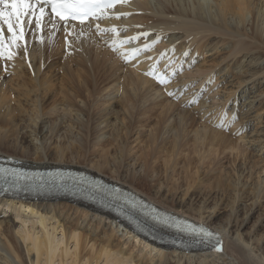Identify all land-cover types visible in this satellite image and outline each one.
Masks as SVG:
<instances>
[{
	"label": "bare ground",
	"instance_id": "6f19581e",
	"mask_svg": "<svg viewBox=\"0 0 264 264\" xmlns=\"http://www.w3.org/2000/svg\"><path fill=\"white\" fill-rule=\"evenodd\" d=\"M105 11L106 18L90 20L85 24L70 23L65 27L60 23L54 27L53 23L46 20L39 30L33 25L25 32L24 39L18 42L20 46L10 47L13 58H0V154L12 158L19 167L38 170L63 169L70 181L81 182L101 193L91 196L98 201L96 206L83 201L60 199L57 196L49 199H28L24 202L22 195L15 191V188H8L7 185L0 187V206L6 209L3 213H7L8 209L13 211L10 216L7 213L10 217L8 224L1 220L5 214H0V264H28L26 257L30 259L29 264H55V261L57 264H64L67 259L76 264L77 256L78 264H150L153 255L157 264H264V239L246 238L232 224L237 220L240 211L245 215L244 219H241L242 224L246 223L255 211L253 209L264 203V177L261 179L260 176L264 162L258 156L264 147V136L258 138V135L253 139V142H260V145L256 144V153L247 154L246 149L241 148L244 135L234 139L229 129L231 126L236 127V124L232 123L233 117H240L242 130L249 125L247 112L242 113L241 107L248 110L253 107L254 111L260 109L261 107L257 108L253 103L257 101L261 104L264 86L261 90L263 94L246 95L247 99L241 101L239 109L236 107V98L227 105L222 104L227 96L222 100L212 99L210 106L217 105V111L211 119L219 120V129L209 124L207 119L202 121V116L194 115L192 107L189 109L187 103L185 104L188 100L197 101L196 97L190 98L193 94L185 91V82L192 79L195 73H198L197 77L203 74L204 79L200 82L206 79L214 84L213 75L224 76L225 73L231 72L234 89L242 88L241 93L244 94L250 92L253 86L264 82L262 77L258 82L255 79L259 72L264 76V51L258 50L262 46L264 49V0L258 6L254 0H131ZM113 28L118 30L113 32ZM130 29L142 32L133 36L128 34ZM143 33L149 35L144 36ZM7 36L5 28V37ZM137 36L140 38L132 39ZM245 36L248 37L247 40ZM154 42H159L157 48H166L160 55L153 53ZM146 45V50L137 51L145 49ZM63 46L66 53L62 50ZM114 48V52L110 51ZM223 49L227 51L220 54L219 51ZM243 51L245 52L242 53ZM197 53L201 57L199 61L202 62L197 65L195 73L187 69L188 72L179 75L178 82L175 79L172 82L168 80L165 74H172L175 63L180 66L182 72L186 69L185 65H181L182 59L190 57L196 60ZM207 53L211 56L216 54L210 60L212 65L208 67L204 63ZM118 56H121L124 62L133 61L124 64ZM230 56L232 59L222 68H216ZM26 66L31 67V72L25 71ZM7 72L20 75V78H17L21 88L19 96L24 101L19 103L18 109L27 118H20L16 122L12 107L10 104L6 105L12 99L13 93L12 88L6 86L4 77ZM235 72L239 74L234 75ZM157 74L167 83H160V79L156 78ZM243 76L245 78H242ZM181 83H184V86L177 87ZM216 93H212L210 97L214 98ZM175 97L177 101H173ZM199 102H202L201 99ZM218 103L221 105L218 106ZM200 106L205 107L204 103H200L198 107ZM241 113H245L244 119ZM259 113L255 115L258 116ZM42 116H45L47 121L41 120ZM57 119L59 122H56ZM22 122L23 126L20 124ZM46 122L50 123L46 127L49 138H59L63 135L68 143L55 144L53 152L48 151L50 147H47L44 153L47 159L43 158L42 151H39L33 161L42 164L35 165L33 161H28L32 157L28 146L25 147L24 143H21L23 135L19 143L15 140L9 142L3 132L11 126H15V130L17 127L19 130L31 127L29 133L38 137L41 136ZM226 127L229 130L223 131ZM144 131L146 134L141 149L148 151L142 155V173L127 176L121 168V161L126 159L123 158L125 150H131L127 145L128 139L134 132L143 137ZM19 133L17 132V135ZM111 148L119 150L120 153H114L119 159L114 168L108 167L109 160L106 157L93 159L90 155L85 156L86 150ZM187 149L195 152L199 158L197 164L201 166L197 165L194 169L195 173L199 174L207 171L211 175L216 173L221 166L220 156L233 153L235 159L240 157L242 160L235 170L237 177H230L231 172L225 174V181L228 177L230 179L224 187V179L217 177L212 185L216 184L214 188L221 191L220 195L216 197L215 194L211 198L206 190L205 196L200 200H195L192 195L196 188L206 184L205 174L204 177L200 176L198 184L186 197V192L191 187L189 184L179 196H174V193L167 194L166 191L169 190H161L160 185L156 187L155 183L162 185L164 182V178L161 179L162 170H157L154 161L159 153L166 150L165 154L158 158L163 157L162 169L163 173H166L179 162L183 150ZM68 150H71L70 156L67 155ZM83 150L84 154L81 153ZM66 159L88 167V171L101 173L110 181L104 178L102 180L84 169L83 172L98 179L75 177L76 171L80 170L61 165ZM182 162L183 167L190 166L188 158ZM206 162H210V166L203 172L202 165ZM136 163L137 160L132 162V165ZM154 172L155 175L148 181L147 177ZM157 172L161 174L158 175ZM18 174L23 178L46 177L42 172L20 171ZM254 176H257V179L251 182L253 189L248 193L246 188L243 189L246 180L243 183L241 181L245 177L252 180ZM101 180L105 183H101ZM5 182L7 177L0 179V183ZM122 186L131 189V193L134 191L136 196L143 197L147 204H154L161 210L175 215L174 220L187 224H202L210 231H218L222 236V251L202 250L206 244H198L190 232L181 237L182 241L187 240V236L190 237L187 243L182 242L181 245L186 244L184 248L169 246V250L137 239L136 241L149 251L146 253L143 249L144 252L134 259L120 246L121 241L114 242L113 234L105 232V223L101 220L106 219L108 223L116 221L125 227L121 220H117L115 213L102 210L105 205H116L112 197L106 198L105 195H115L117 188ZM208 187L213 189L211 185ZM226 206L230 211L229 216L224 221H217L221 208ZM59 207L70 210L78 219L86 217L88 213L98 215L100 218L96 221L98 220V227L104 231L103 236L89 237L88 231L83 230L78 221L71 223L65 219L61 220L57 212ZM28 218L33 220H26ZM258 224L264 225V217L258 220ZM116 225L114 224L115 227ZM88 228L95 229L96 225L88 223L85 229ZM128 230L132 231L130 228ZM57 233H60L59 238ZM261 240L263 244H260ZM72 245L74 246L70 250ZM82 249L84 252L81 254ZM143 253L146 257L144 261L139 259Z\"/></svg>",
	"mask_w": 264,
	"mask_h": 264
},
{
	"label": "rangeland",
	"instance_id": "374dc122",
	"mask_svg": "<svg viewBox=\"0 0 264 264\" xmlns=\"http://www.w3.org/2000/svg\"><path fill=\"white\" fill-rule=\"evenodd\" d=\"M262 1L263 0H254V2L257 4V6L261 5ZM115 29L118 30V28H115ZM131 30H132V32H131ZM141 32L142 31H136V30L130 29V32H128V34L136 36V35H140ZM99 34H101V33H99ZM102 34L106 35V33H103V32H102ZM102 39H104V38H102ZM247 39H248V37H246L245 40H247ZM158 43L156 42L155 44H153L154 47H153L152 50H153L154 54L160 55L162 53V51H164L166 48H164V49L162 48V50L157 48L156 45H158ZM252 47L253 46H251V48ZM62 50L64 51V53H66L65 52L66 49H64V46H63ZM115 50H116V48H115ZM115 50L110 49V51H112V52H114ZM255 50H257V49H255ZM258 50H260V52L264 51L263 46L259 47ZM224 51H227V50L223 49V50L219 51V53L223 54ZM244 52L245 51H243L242 53H244ZM209 53H210V51H209ZM198 55L199 54L197 53L196 54V60L192 59L190 57H187V58L185 57L186 59L185 58L182 59L181 65H185L186 66V69H183L182 72H181L180 66L176 65V63H175V65H174V67L172 69L173 72H172V74L170 73L171 76L168 75V74H165V76H168V80L171 81V82H172V80L173 81L176 80V82H178L179 81V75L182 74L183 72L186 73V71L188 72V70H189V72L195 73L196 72L195 69H196L197 65L202 62V61H199L201 59V57H199L200 55L199 56ZM215 55L211 56L208 53L206 54V60L204 62L207 65L206 67H208L209 65H212L210 63L211 62L210 60ZM118 57L121 60V56H118ZM231 57L232 56H230V58L229 57L226 58L216 68L217 69L218 68H222V66H224L227 61H230V59H232ZM177 60H179V59H177ZM132 61L124 62L123 60H121V62H123L124 64L130 63ZM258 65H260V64H258ZM262 66L263 65L261 64L260 67H262ZM29 68H31V67L26 66L25 67V71L31 72V69H29ZM217 69H214V70L216 71ZM243 69H244V64H243ZM60 72H62V71H60ZM173 73H174V75H173ZM236 74H239V72H235L234 73V75H236ZM17 75H18V77H17ZM202 75H199V77H197L198 73L197 74L195 73L194 76L192 77V79H190L187 82H185V86L187 85L186 88H185V91L187 90L188 92L193 94V95H191L190 98H192V97H196L197 98L196 102L188 100L187 102H185V104L187 103L186 106L189 109H190V107H192L191 109H193L192 112H193L194 115L202 116V117H200V119L202 121L207 119V122L209 124H211L214 128H218L219 129V123H218L219 120L218 121H214V119H211V116H214L213 114L216 113V111H217V109H216L217 105L215 107L210 106L212 104L211 102L213 100H217V99L218 100H222L223 98H225V96H227V99L223 100L224 102H222V104L226 103V105H227V103H232L233 99L236 98V100H238L236 102V107L239 109V107H241V105H240V103H242L241 101L247 99L248 95L263 94L261 92V90H262V88L264 86V82L253 86V89L250 92H248L247 94L246 93L244 94V93H241L242 88L234 89V86L232 85V78L233 77L230 76L231 72L225 73L224 76H222L220 74L217 75V76L213 75L214 78H215V80H213V81H215L214 84H213L212 81L211 82H207L206 79L203 82H200V81H202L204 79L202 77ZM23 77H25V76H23ZM171 77H172V79H171ZM261 77L264 79V76L262 75V73L259 72L255 76V79H257L256 82H258L259 78H261ZM4 78H6V86L12 88V90H13V93H11L12 99L9 100L6 105L10 104V107H12V110H13L12 114H13V117H14V121L16 122L20 118H27L26 115L24 113H21L20 110L18 109L19 103L24 101V99L19 96L20 90H21V88L18 85L19 81L17 80V78H20L19 73L7 72L5 74ZM4 78H3V80H4ZM242 78H245V76H243ZM233 82H234V80H233ZM188 83H190V84H188ZM199 83H202V85H198ZM182 84H184V83L178 84L177 87L179 85H180V87L184 86ZM197 85H198V87H197ZM250 86L251 85H249V87ZM247 91H249V89ZM215 92H217L216 95L214 96V98H211L210 95L212 93H215ZM18 98H21V100H19ZM175 98H173V101L174 100L177 101V98L176 99ZM249 98H250V96H249ZM261 98H262L261 104H259V102L257 103V101H255L253 104H255V107H257V108L261 107L263 109L260 108V109H257V110L254 111L253 107H251L252 109H250V110L243 109L241 107L242 113L243 112H247V118L246 119L249 122V125H247L242 130V128H240V127H242V122L240 121V117H238V118L237 117H235V118L233 117V122L232 123H235L236 127H232L231 126V125H233L232 123L230 125L231 127L230 126H229L230 128L228 127L229 129H231L230 134H232L234 139H238L240 136L244 135V137H243L244 143L243 144L241 143L242 144L241 148L246 149L245 151L247 152V154L256 153V148H257V146L260 145V142H258V143L257 142H253V139L257 138L256 136H258V135H259L258 138H260L261 136H264V95H262ZM200 99H201L202 102H199ZM256 100H258V99H256ZM200 103H204L205 107L207 106L208 108L207 107L205 108V107H202V106L198 107L200 105ZM188 104H189V106H188ZM196 104H198V106ZM220 105H221V103H218V106H220ZM257 112H260L259 113L260 115L256 116L255 114ZM242 113L240 115H242V117H243L242 119H244L245 118L244 117L245 113L244 114H242ZM230 114L232 115V113H230ZM255 116H256L257 119L254 118ZM44 118H45V116H42L41 120H46L47 121V119H44ZM112 119H114V116H113ZM56 122H59V119H57ZM152 122H153V120H152ZM152 122H149V124H151ZM26 123H28V120L26 121ZM11 124H13V122ZM20 124L23 126V122L20 123ZM49 124H50L49 122L45 123V126H44V128L42 129V132H41V136L38 135V137H36L34 134L29 133V131H31V127H28V129L25 128L23 130H19V128L17 127V130H15V126H13V127L11 126V127H9V129H5L3 133H4V135H6L8 137L7 140L9 142H11L12 140H15V141H17V143H19V139L23 135L21 143H24L25 147L28 146V149L30 150L31 157H32V159H29L28 161H33V159L36 157V155H38L40 153L39 151H42V155L41 156H43V158L47 159V157H44V153H45L46 149H48L47 147H50V150H48V151L53 152V150H54L53 147H54L55 144H58V145H60V144L63 145L64 144V145H66L68 143L67 140H66L67 138L64 139L63 135H61L59 138H49L48 133L46 131V127ZM24 125H25V123H24ZM229 129H227V127H226V129H224L223 131H225V130L228 131ZM236 129H238V131ZM17 132H20V133L17 135ZM136 134H137V132H134L133 134H131L132 136L130 137V139H128L129 141H128L127 145H128V148L131 147V150H125V155H123V158H126V159L121 161V168L123 169L124 174L127 175V176L130 175V174L138 175L139 173H142V170L140 168V166H141V164L143 162L142 155L143 154H147V151H148V150H142L141 149L144 146L142 141H144L146 132L145 131L143 132V135H142L143 137L138 136L139 133L137 135ZM135 135L138 136V137H136ZM135 138H138V139H135ZM142 138H143V140H142ZM256 144H258V145L256 146ZM140 146H142V147H140ZM25 147L21 146V148H25ZM70 151L68 150V152H67L68 156H70ZM118 151L119 150L116 151L115 149L112 150V148L110 150H86L85 151V156L90 155V156L93 157V159H100V158L103 159V158L106 157L109 160L108 167L112 166V168H114L115 163H117V161L119 160L115 156L114 153L118 152ZM165 152H166V150H164L163 152H160L158 157H157V159L155 158V160H154V157L152 158L156 162L155 165H156L157 170H160V169L162 170V174H161V172H159V173L157 172L158 175H160V174L162 175V177H161L162 180L164 178V182H162V185L159 184V183H155V186L159 187V185H160L161 190H165V191L169 190V191H166L167 194L168 193H172V194L174 193V196H179V195H182V192L185 191V188H187V186L189 184V185H191V187L186 192V195H185V197H186L191 192V190H193V188L196 187V185L198 184V179L200 178V176L202 177L205 174L204 175L205 177L204 176L203 177L205 178V183L207 185L204 184L203 187L196 188L193 191L194 193H193L192 196L193 197L195 196V200L196 199L197 200L202 199L205 196L204 192H207V191L209 192V195H210L211 198L213 197L212 195L216 194V197H217V195H220L221 191H217V189L214 188V186L216 184L214 183V185H212V182L216 181L219 178V176H221V180H223L224 179V175L225 174H230V172L232 174V175H230V177H232V178L237 177L236 174H235V170L237 169L239 164H241V162H242L240 157H237L235 159V157L233 156V153H230V152L229 153H225L224 155L220 156V163L219 164L221 166H219L220 168H218L216 173L211 175V173H209L208 171H207L208 174L205 172L207 170V167L210 166V162H206V163L203 164L204 166L202 165V167H204L203 168V172H205V173L201 172L199 174V172L195 173L196 170H194V169H196L197 165H199V164H197V163H199L198 162L199 158H198V156H197V154L195 152L187 149V150H183L182 157L179 159V162L176 165H174L171 169H168L166 173H163L162 161H161L163 157L161 159H158V158H159V156L164 155ZM81 153L84 154V150ZM117 154H120V153L118 152ZM0 156H3V154H0ZM74 156H75V154L73 153L72 157H74ZM82 156L80 158L81 160H82ZM258 156L264 162V147L262 149V152L260 154H258ZM3 157L10 158V157H8L6 155H4ZM39 157H40V155H39ZM185 158L189 159V165L190 166H187L188 169H187V167L186 168L183 167V164H182L183 163L182 161ZM113 159L115 161H113ZM136 160H137L136 165H132V162L134 163V161H136ZM195 161H196V163H195ZM32 163H34L35 165H41L42 164V163L37 164L38 161H33ZM76 163H77L76 161H70L69 162V160H67V161H63L61 163V165L65 166V167H71L72 166V167H75L77 170H80V171H83V169L87 170L88 167H86L84 165H81V164L77 165ZM149 164L151 165L150 161H149ZM25 165H27V164H25ZM199 166H201V165H199ZM142 169H143V167H142ZM186 169H187L188 172L186 171ZM87 172L93 174L94 176H97V177L101 178L102 180L105 179L108 182L110 181V180L106 179V177H104V175H102L101 173L95 172L93 170H91V171L87 170ZM154 175H155V172L153 174H151V176H148L147 180L150 181L151 177H153ZM206 175H209V176H206ZM260 176H261V179L264 177V167L262 168V172H261ZM254 177H253L254 179L252 178V180L245 177L241 181V183H243V181L246 180V183L243 184V186H244L243 189L246 188L248 193H251L252 189H253V186H251L253 184L251 182L252 181L254 182L257 179V176H254ZM227 179H228L227 181H225V179L223 180V182H222L223 186L222 187L225 186L224 184L227 185V183L229 182L230 178L228 177ZM210 185L212 186L213 189H210V187H208ZM206 186L209 188L210 191L208 190V188ZM122 187L124 188V186H122ZM125 189H126V187H125ZM126 190L130 191L131 189L127 188ZM133 193H134V191H133ZM139 197H141V196H139ZM141 198L144 199L143 197H141ZM223 198H225V197L223 196ZM40 207L42 208L43 206H40ZM4 210H6V209L2 208L0 206V214L1 215L5 214V216L2 215L1 220H3V221L5 220L7 222L6 224H8L9 223L8 220H10L9 216H10V214L13 213V211L8 209L7 210V213L9 214V216H8L7 213H3ZM253 210H255V211L252 213V216L248 217V220H247L246 223L244 222L242 224V220L244 219L245 215H244V212L240 211L239 212L240 214H239L237 220H234L232 222V224H234L235 227L239 229L240 233L244 237L246 236V238H255L256 239V238L262 237V239H264L263 238L264 237V225L258 224V220L260 218L264 217V203H263L262 206L258 207L257 209H253ZM57 212H58V215H60V219L61 220L65 219L66 221L71 222V223H74V222L78 221V223L81 225V227H83V230L88 231L89 237L99 238V237L103 236L104 231H102V229L100 227H98V225H99L97 223L98 220L96 221V219L99 217L98 215H96L94 213L90 214V213L87 212L88 215L86 217L83 216V217H80L78 219V216H76L70 210H65V209L63 210L62 207L61 208L59 207V211H57ZM229 213H230V211H229V208L227 206L221 208L220 214L216 218V220L217 221H224L229 216ZM24 215H26V213H24ZM231 219H233V218H231ZM26 220H33V219L28 218ZM101 220H103L102 221L103 224L105 223L103 225L104 229L106 230L105 232L106 233H110L111 232L113 234V236H114L113 241L114 242L121 241L120 246L125 248L126 251L128 253H130L134 259H136L139 255H141L140 254L141 252H144L143 249H145V248H143L142 245L139 244L138 241H136L137 239L142 241V239L136 237L133 234L132 231L128 230V228L121 226L116 221L108 223V222H106V219H101ZM88 223H91V225H96L97 229L96 228L95 229H89L88 228L86 230L85 227H86V225H88ZM114 224L115 225L117 224L116 225L117 227H115ZM76 230H78V229H76ZM214 231H216V230H214ZM56 236H57V238H59L60 237V233H57ZM260 244H263V240L260 241ZM73 246L74 245H72L70 247V250H72ZM145 250H146L145 252L148 253L147 251H149V250H147V249H145ZM83 252H84V249L81 250V254ZM151 253L153 254L154 252L152 251ZM154 256L155 255L152 256L153 260H152V262H150V264H157L156 257H154ZM78 257L79 256H77V263L76 264H78ZM145 258H146L145 254L143 253L142 256H140L139 259L144 261ZM26 262L28 264L30 263V259H28L27 257H26ZM55 264H57V261H55ZM64 264H74V262L73 261H69V259H67V261H65ZM168 264H175V263L173 262V263H168ZM178 264H182V262H178Z\"/></svg>",
	"mask_w": 264,
	"mask_h": 264
},
{
	"label": "snow or ice",
	"instance_id": "6c2138e0",
	"mask_svg": "<svg viewBox=\"0 0 264 264\" xmlns=\"http://www.w3.org/2000/svg\"><path fill=\"white\" fill-rule=\"evenodd\" d=\"M117 2L119 0H0V58L12 59L14 54L10 51V47L20 46L18 42L24 39L25 32L33 25L39 30L46 20L53 23L54 27L60 23L68 27L71 22L85 24L90 20L104 19L105 10L113 7ZM116 18L119 19V16ZM5 28L8 33L7 38ZM111 31L115 32L116 29L113 28ZM139 38L137 36L132 39ZM147 47L146 45L145 49L137 51L146 50ZM159 82L167 83L164 79H160ZM190 234L202 237L206 242L216 240L218 243V238L204 228H193ZM215 250L222 251L220 247H215Z\"/></svg>",
	"mask_w": 264,
	"mask_h": 264
}]
</instances>
